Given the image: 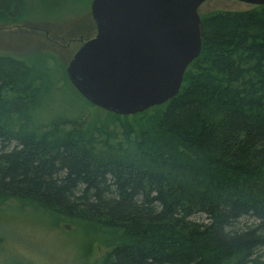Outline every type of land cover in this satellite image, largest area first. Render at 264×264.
Listing matches in <instances>:
<instances>
[{"label":"trees","instance_id":"1","mask_svg":"<svg viewBox=\"0 0 264 264\" xmlns=\"http://www.w3.org/2000/svg\"><path fill=\"white\" fill-rule=\"evenodd\" d=\"M23 5L0 0V19ZM200 29L179 92L135 124L47 119L49 72L2 48L0 202L93 231L102 264H264V4Z\"/></svg>","mask_w":264,"mask_h":264},{"label":"water","instance_id":"2","mask_svg":"<svg viewBox=\"0 0 264 264\" xmlns=\"http://www.w3.org/2000/svg\"><path fill=\"white\" fill-rule=\"evenodd\" d=\"M205 1L91 0L95 33L69 59V82L89 103L118 115L166 103L200 54L199 8Z\"/></svg>","mask_w":264,"mask_h":264},{"label":"rangeland","instance_id":"3","mask_svg":"<svg viewBox=\"0 0 264 264\" xmlns=\"http://www.w3.org/2000/svg\"><path fill=\"white\" fill-rule=\"evenodd\" d=\"M90 2L24 0L22 14L11 15L6 21L0 19V52L8 47L6 52L25 58L35 67L43 66L41 69H46L53 79L55 86H48L44 98L47 99L44 105H52L46 110L47 119H74L85 113L90 118L105 116L77 95L65 73L69 59L80 45L78 39L95 32ZM252 7L237 0H206L199 14ZM76 28L79 29L74 32ZM24 40L30 44L25 45ZM50 53L59 61L55 63L56 57ZM12 95L13 92L7 94ZM139 119L145 122L147 117L130 115L127 118L133 124ZM109 249L86 227L56 220L47 211L15 200L0 202V264H102Z\"/></svg>","mask_w":264,"mask_h":264},{"label":"flooded vegetation","instance_id":"4","mask_svg":"<svg viewBox=\"0 0 264 264\" xmlns=\"http://www.w3.org/2000/svg\"><path fill=\"white\" fill-rule=\"evenodd\" d=\"M79 28H76L75 30H74V32H76L77 30H78ZM94 29H95V27H94ZM95 33V32H94ZM94 33H93V35H94ZM93 35H91L90 37H92ZM90 37H80L79 39H78V42H80V44L84 41V40H86L87 38H90Z\"/></svg>","mask_w":264,"mask_h":264}]
</instances>
